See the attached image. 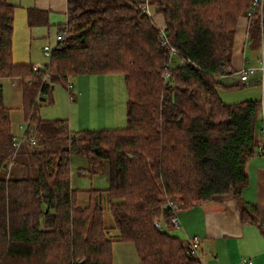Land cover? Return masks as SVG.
<instances>
[{
	"label": "trees",
	"instance_id": "trees-1",
	"mask_svg": "<svg viewBox=\"0 0 264 264\" xmlns=\"http://www.w3.org/2000/svg\"><path fill=\"white\" fill-rule=\"evenodd\" d=\"M252 1L147 0L149 15L139 0H68L63 40L35 71L13 62L14 7L0 0V79L20 84L26 122L16 151L0 88V264H112L114 242L132 244L139 264H199L187 243L154 227L168 223V200L188 210L233 199L242 223H257L242 191L261 103L227 105L217 93L231 88L220 80L233 73V34ZM248 23L260 46L258 15ZM114 74L127 92L123 128L73 134L67 120L39 117L38 96L51 104L56 83ZM71 156L105 161L108 188L73 190ZM105 197L116 239L103 224Z\"/></svg>",
	"mask_w": 264,
	"mask_h": 264
},
{
	"label": "crops",
	"instance_id": "crops-1",
	"mask_svg": "<svg viewBox=\"0 0 264 264\" xmlns=\"http://www.w3.org/2000/svg\"><path fill=\"white\" fill-rule=\"evenodd\" d=\"M7 1L14 7L13 62L16 65L29 64L33 67H41L38 64L40 62L38 55L32 52V44L47 40L52 44L51 46L55 45L56 37L60 34V29L64 27L67 21L68 0ZM154 21L160 29H164L163 19L160 15H155ZM248 28L247 18L245 16L239 17L232 39L231 67L233 73L222 77L220 80L227 87L239 85L238 72L240 69L246 68L245 64L248 59L245 57V50L248 46ZM262 32L264 35V14ZM42 50L44 52L43 47ZM101 76L103 75H84L79 77L82 80L77 83V95L75 99L69 101L75 102L76 105L81 102L83 104L85 97L92 94L88 90L89 88H85L88 87L89 83L88 78L85 77H97V79H100L99 77ZM100 86L99 94L102 96L100 100L104 105L106 104L107 108L112 107V102L107 96L111 95L114 97L113 94L115 92H109V88L103 84ZM53 89L54 85L51 91ZM94 101L96 102V99ZM113 104L115 105L114 101ZM69 123L71 125V122ZM261 130L262 126L259 127L258 148L245 166L248 183L242 191L243 201L256 206L257 223H242L237 203L233 199H229L222 202L208 201L188 210L180 209L177 213L179 227L175 229L169 224L166 225L167 229H173L178 232V235L187 244L189 239L193 237L199 239L198 259L200 264H264V152L261 150L264 147L262 146L261 136L263 134ZM76 157H70L69 168L72 165L75 166L76 175L84 176L83 162ZM81 158L89 160L87 157ZM70 172V185L73 189L74 172L72 170ZM95 176L101 175L97 174ZM103 176L107 179L99 178L97 184H101L103 182L102 179H105L106 182L108 181V169ZM89 180L90 182L94 181ZM76 184L78 185V182ZM107 188L95 187L89 190H105Z\"/></svg>",
	"mask_w": 264,
	"mask_h": 264
},
{
	"label": "rangeland",
	"instance_id": "rangeland-1",
	"mask_svg": "<svg viewBox=\"0 0 264 264\" xmlns=\"http://www.w3.org/2000/svg\"><path fill=\"white\" fill-rule=\"evenodd\" d=\"M51 45L52 44L47 40L42 42H35L34 44H32V52L38 55L40 61L38 64L41 67L47 64L49 60V58L45 56L42 47L44 48L45 46ZM245 57L248 59V62L245 64L246 68H253L255 70L254 74L249 77L246 83H239V85L236 86H229L231 87L230 89L219 88L217 89V93L221 101L227 105L249 100L260 101L261 105L258 115V128L260 126L264 127V104L262 101L263 91L260 84L261 72L259 70L261 45L257 46L255 42L251 43L250 41H248V46L245 50ZM79 77L82 76H73L68 79L69 83L74 87L71 93V100L75 99L77 95V83L82 80ZM85 78H88L89 80L88 87L85 88H89L88 90L92 94L85 97L83 104H81V102L79 105H76L75 102L69 101L67 82L64 80L60 84L56 83L54 85V89L50 93L53 101L51 104H48L49 96L47 95L44 96L45 100L39 101V117L41 119L48 120H67L69 124V130L73 134L83 131H100L123 128L125 126L127 92L122 75H103L99 77L100 79H97V77ZM102 84L109 88V92H115L113 94L114 97L111 95L107 96V98L112 102V107L110 106L107 108V106H105L106 104L104 105L100 100L102 96H100L99 94V86ZM0 88L2 92L3 105L7 108H10L11 110L10 120L12 134L16 139H20L23 136L24 128L26 127V122L21 106L20 84L18 83V81L16 82L8 78L0 79ZM94 99H96V102L94 101ZM113 101L115 102V105L113 104ZM69 122H71V125ZM261 137L263 142L262 146L264 147V134ZM31 144L32 147L37 146L35 139H33V142H31ZM14 156L15 153L9 159L7 169L10 165V160H12ZM76 158L82 160V169L85 173L84 176H77L75 166L72 165V167H70V171L72 170V172H74V183H72L73 189L84 191L94 189L95 187H108V181H105V179L107 178L103 176V174H106V170L108 168L105 161H94L90 159L86 160L85 158L81 157ZM97 174H100L101 176H95ZM99 178H105L102 179L103 182L101 184H97ZM89 179L94 180V184H92L93 182H90ZM77 182L78 185L76 184ZM83 198H81L82 204ZM101 208L103 212V224L104 227L107 228L108 237L110 239H116L115 237L118 236V233L114 228L113 218L109 211L106 197L101 201ZM162 231H165L172 236H176L183 241V239L178 235V232L173 229H167V226L164 223H162ZM111 250L112 264H139L137 253L132 244L114 242L112 244Z\"/></svg>",
	"mask_w": 264,
	"mask_h": 264
},
{
	"label": "built area",
	"instance_id": "built-area-1",
	"mask_svg": "<svg viewBox=\"0 0 264 264\" xmlns=\"http://www.w3.org/2000/svg\"><path fill=\"white\" fill-rule=\"evenodd\" d=\"M142 4H140V8L143 12L147 13V14H151V9L149 8V6L147 5V0H139ZM263 10H264V0H253L251 5L249 6L247 12L245 13V17L247 18V20L251 19L255 14L258 15L259 20H260V26L262 27V18H263ZM161 30V34L160 37L162 39V45H165V37H164V29H160ZM65 33H60L55 40V45L54 46H45L44 49V53L45 56H47L48 58L51 56L52 51L56 48L57 43H59L60 41L63 40ZM173 52V51H172ZM259 65H260V72H261V78H260V84H261V89L262 91L264 90V40H261V57L259 59ZM39 68L41 67H34V70L37 71ZM255 72V70L253 68H242L240 69V71L238 72V77H239V82L240 83H246L249 79V77L251 75H253ZM49 77L48 73H45L43 76V79L46 80ZM69 78H67L66 82H67V89H68V93H69V100H71V93H72V85L69 83L68 81ZM39 98H43L44 95L41 94L38 96ZM26 130V127L24 128V131ZM262 134H264V127H262L261 130ZM21 139H13V147L16 149L19 148L20 146V142ZM33 142V141H32ZM264 152V148L261 149ZM171 211V215L168 219V223L165 219H160L157 221H154V227L158 230V231H162V223L169 224L172 228H178L179 227V221H178V217H177V213L180 210L181 206L174 200H168L167 203L165 204ZM199 239L197 237H193L191 239H189L188 241V248L190 253L195 256L196 258H198V247H199ZM200 264V261H199Z\"/></svg>",
	"mask_w": 264,
	"mask_h": 264
},
{
	"label": "water",
	"instance_id": "water-1",
	"mask_svg": "<svg viewBox=\"0 0 264 264\" xmlns=\"http://www.w3.org/2000/svg\"><path fill=\"white\" fill-rule=\"evenodd\" d=\"M51 88H53V86Z\"/></svg>",
	"mask_w": 264,
	"mask_h": 264
}]
</instances>
